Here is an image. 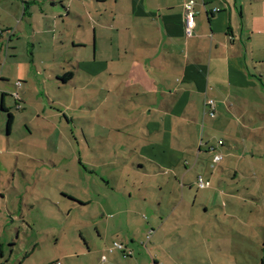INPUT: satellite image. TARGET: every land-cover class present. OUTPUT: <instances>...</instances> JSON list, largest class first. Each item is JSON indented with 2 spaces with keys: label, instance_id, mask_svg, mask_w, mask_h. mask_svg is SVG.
<instances>
[{
  "label": "crops",
  "instance_id": "crops-1",
  "mask_svg": "<svg viewBox=\"0 0 264 264\" xmlns=\"http://www.w3.org/2000/svg\"><path fill=\"white\" fill-rule=\"evenodd\" d=\"M189 2L194 3L195 23L191 37H186L184 7ZM46 62L55 64V69L46 71ZM262 63L264 0H0V143L3 144L0 193L7 189L9 193L13 190L18 194L12 202L0 198V223L5 222L0 229V264H39L29 262L45 243L35 230L38 218L59 220L62 211L71 214L74 209L93 202L85 192L81 196L61 192L63 195L58 197L56 187L48 188L50 170L56 168L50 161L54 154L49 145L58 123L57 105L69 120L66 119V130L60 129L61 140L75 142L78 149L86 153L85 159L82 152L78 156L84 173L88 172L84 161H88L90 167L99 164V167L113 169L116 175L128 172L124 165L132 166L135 173L151 178L148 183H131L140 199V205L133 211L140 214L149 207L152 222L155 214L159 217L170 214L176 218L181 205L188 201L186 205L191 211L201 198L200 195V198L190 197L192 187L198 191L210 189L211 182L208 189L197 187L199 177L206 181L198 171L192 182L190 180L202 154L200 142L210 120L219 128L221 136L217 144L223 142L220 147L208 146L210 151L215 147L218 152L226 146L224 154L232 157L233 146L227 141H234V149L238 150L240 140L245 151L242 157L248 153L254 158L264 157L261 145L253 144L250 150L245 147L249 138L264 139V75L257 70V65ZM65 65L70 69L66 70ZM59 76L62 79H58ZM16 83H20V87L17 88ZM35 84L42 85L43 102L39 99L41 92L38 94L31 88ZM49 90L62 92V102L58 100L60 97L52 99ZM12 93H17L18 100ZM208 100L214 102V117L209 115ZM92 110L96 114L93 115ZM8 115L12 116L9 130ZM20 125L25 134L18 143L20 146L12 150L11 137ZM33 141H38L39 145L35 146ZM89 142L103 145L91 148ZM104 144L112 148L109 156L104 154ZM36 147L42 150L40 160L33 150ZM89 152L100 156L89 160ZM192 158L195 162L190 167ZM20 159H24L23 165ZM29 162L40 163L36 173L44 172L43 180L33 184L22 182L30 173ZM68 171L65 180L71 182V165ZM7 179L10 180L6 183ZM112 180L117 189L120 185L117 176ZM151 181L160 185L159 191L166 193L157 204L145 192L156 186ZM68 185L72 187L71 183ZM29 194L31 198H27ZM99 199H96L99 214L102 212L104 216L108 210ZM203 199L199 205L207 213L205 202L211 200ZM226 199L222 216L239 221V237L248 239L249 231L256 232L257 238L260 233L264 236L262 191L256 189L246 197L239 196L238 191L229 192ZM177 203L179 207L175 210ZM109 211H113L112 208ZM179 214L177 221L182 219L184 223V210ZM187 216L192 220L190 212ZM14 223H17L15 241L23 243L21 260L14 259L12 254L7 256L14 243L13 236L4 228ZM220 225L224 227L225 236L226 232L232 235L229 222ZM216 230L213 228L215 234ZM59 233L55 230L47 234L59 240ZM160 233L158 229L151 235L148 244L159 234L160 240L154 248L163 253L167 236ZM178 234L186 236L185 232ZM193 234L201 240L199 232L193 231ZM98 237L101 243L98 242L94 250L86 246L87 252L81 251L86 264H113L107 263L109 257L115 260L114 264H149L142 261L144 252L139 249L108 240V233L98 232ZM114 243L121 244L124 250L110 252ZM131 244L133 246V242ZM210 244L205 249L210 259L215 252L214 255L220 256L217 259L214 256L213 260L231 264L226 243L222 251L213 250ZM196 246L193 243L191 252L199 260ZM120 254L126 261L120 259ZM97 257L99 261L93 263ZM73 258L72 254L62 253L46 264H69L67 260ZM150 261L167 264L166 261L159 263L158 257L153 256Z\"/></svg>",
  "mask_w": 264,
  "mask_h": 264
},
{
  "label": "rangeland",
  "instance_id": "rangeland-1",
  "mask_svg": "<svg viewBox=\"0 0 264 264\" xmlns=\"http://www.w3.org/2000/svg\"><path fill=\"white\" fill-rule=\"evenodd\" d=\"M5 50L6 46L3 47V51ZM2 54L4 55V53ZM28 59L30 60L29 57ZM44 68L46 71H51L52 69H55V64L46 62ZM65 69L69 70L70 68L65 65ZM257 70H259L264 75V63H262L261 65H257ZM58 71H60V69ZM59 74L62 76L61 72ZM61 76H59L58 79H62ZM31 88H34L38 92V94H40L41 92L39 99L41 102H43V98L45 96L42 94V85L35 84ZM63 91L68 93L67 90ZM49 93H51L52 99L54 97L56 99L60 97V99H58L60 101L61 98L62 100L64 99L62 92H52V90H49ZM12 96L16 100H18L17 93H12ZM56 99H54L53 101L56 102ZM35 101H37V98H35ZM6 102L9 105V100L7 98ZM57 107V113L59 114L58 123L56 129H54L53 131V133H55L53 135L54 139L51 140L49 145L50 151L54 154L52 155L50 161H53L56 165V168L51 169L50 171L57 172L55 174H52L50 172L51 175L49 176L51 177V181L48 188L56 187L58 190V197L63 195L61 192H66L67 194H72L74 196H81V194L85 192L88 193L90 197H92L93 202L88 206H81L79 209H74L71 214L62 211V215H59V220L53 219L50 221L38 218V226L35 227V230L39 231V235L42 237L41 239L45 243L43 244L41 249L38 250V252L30 258V263L37 262L39 264H46L49 261H53L57 257L61 256L62 253H66L74 255L73 259L67 260L69 261V264H86L87 262L85 261V259L81 258L80 256L81 251L87 252L86 246L94 250L95 246L98 244V242H100L98 232H100L101 234L108 233V240L110 241L116 240L119 243H122L124 247H134L139 249V251L144 252L142 261L149 264H153L150 261L151 256L158 257L159 263H161L162 261H166L167 264H219V260H217L216 262L215 260H213V258L215 256V258L217 259L220 255H214L216 254L214 252V254L212 255V259H210V256H208L206 253L207 245L210 242L212 249L215 251H217L218 248L221 251L224 250L225 245L223 244L226 243V254L230 257L231 264H262V262H264L263 234L260 233V238H257L256 235H254L256 234V232L249 231L248 233H246L248 234V239L241 238L239 237V235L241 234V232H239V221L230 220L222 216V214L224 213L222 211L225 210L224 204H226V198L229 192L238 191L239 196L242 195L243 197H246V195H251L253 194V192L255 193L256 189H258V192L262 191V193H264V173L259 174L255 171L258 170L260 172H264V170H262V168L264 167V157L254 158L250 153H248L246 157H242L245 152L242 148L243 142H241L240 140L237 142V144L239 145L237 150L234 149V141H227L230 147L233 146V156L228 158L224 154V151L227 150L226 146L223 147V149L220 148L218 153L222 154V160L218 164H214V153L210 151L209 147L216 146L217 141L218 139H220L221 135L219 132V128L216 127L210 120V123L207 125L206 131L203 135V141L200 142V146H202V154L199 160L196 162V165H194L195 167L190 174V180L192 182V180L196 176V172L198 171V173L206 180L205 182H207L208 184L209 182H211L210 189H208L209 185L207 188L208 190L205 191H198L197 188L192 187L190 191V197L194 199L197 198V196L199 197L200 195L201 198L199 197L200 199L197 201V204L191 211L189 210L188 205H186V203H189L188 201L185 202V205L183 204L180 207L178 205L179 202L177 203L174 208L176 210V208L179 207V212L184 210V223H182V219H178L177 221V218L179 217L178 215H180L179 212H176V218L171 217L170 214L167 216L165 215L164 217H159V215L155 214V219L152 222L149 220V207H145V210L143 208L144 211L140 214L136 211H133L137 209L138 205H140V199L138 193L134 192L131 187V183L136 184L142 181L148 183L150 182L151 178L147 176L144 177V175L139 173H135L132 170V166L130 167L128 165H124L128 172L123 175H116L113 174V169H110L108 167H99V164H95L98 167H90V165L87 166L88 161H84V164L86 165V169L88 171L84 173L82 171L81 165L78 163V156L82 152V150L78 149L75 142H72L69 138V143L61 140L60 129L62 131L66 130L67 115L63 109L59 108L58 105ZM91 113L94 115L96 114V111L92 110ZM32 115L33 114H31V116ZM24 134L25 130L23 129V127L21 125L18 126L15 133L11 137L12 150H15L16 146L17 148L18 146H20L18 145V143H20V140L23 138ZM33 143H35V146L39 145L38 141H33ZM256 143L261 145L264 149V139H262V141H259L257 139L249 138L248 142L245 143V147L247 148V150H250L253 144ZM102 145V143L97 144L96 142H89V146L91 148H97V146L101 147ZM107 146L110 145L104 144V147L106 148L104 154L109 156L110 152H112V148L110 147L108 149ZM2 148L3 144L0 143V150H2ZM33 150L37 151L36 159L40 160L42 151L41 147L33 148ZM81 154L85 159L86 153L83 151ZM88 155L90 156L88 158L89 160H91L92 158L97 160L100 156V154L96 152H89ZM194 162L195 159L192 158L190 160V167L192 164H194ZM23 163H25L24 159H20V164L23 165ZM29 163V167H31L30 173L26 177L27 180H22V182L24 184H33L34 181L43 180L46 177L45 173H36V168L40 166V163ZM70 165L72 166L73 172V179L71 180V182L70 180H65V177H67V175H69L70 173L68 171L70 169ZM77 173H80L78 174V179L76 178ZM262 174L263 178H261ZM116 176L119 180L117 184H120L117 189H115L116 184L112 180V177L116 178ZM129 176H131V180L129 179ZM20 178L22 177L20 176ZM9 180L10 179H7L6 183L9 182ZM151 182L156 186L153 185L154 189H150L145 192L148 194V197L152 199L153 203L157 204V200H160V197H162V195H166V193H163V191H159L158 188L161 189L159 184H157L156 182L153 183V181ZM70 183L72 184V187L68 185ZM41 184L47 186L43 181H41ZM29 188L32 190L31 186H29ZM245 188H247L248 191H245ZM1 191L2 190L0 189V192ZM130 195L131 198H129ZM1 197H5L9 202H12L13 200H15L14 198L18 197V194L13 190L9 193L6 189L3 191V193H0V198ZM170 197L174 198L173 196ZM187 197L188 195L186 196V198ZM27 198H31V195H27ZM98 198H100L99 200H102L103 206L108 210L106 212V215L104 216L101 215L102 212L99 214L100 207L96 200ZM203 198H209L211 200L210 202H205L207 208L209 209L207 213H205V211L199 205V203H203ZM62 207L65 208L64 206ZM110 207L113 211H109L111 209ZM228 207L229 206H227L226 209ZM126 210H130L132 212L127 213ZM237 211L240 213V215L242 214L240 212V208L238 207ZM189 212L193 215L191 216L192 220L189 219L190 216H187ZM66 214L68 215L66 216ZM108 216H111L112 218H109ZM226 222H229L230 226L233 229L232 235H229V232L225 233L226 236L224 235V233H222L224 227L220 224H225ZM8 223L10 225V222ZM3 224H5V222L0 223V229H2ZM16 224L17 223H14L11 227H8V229L4 228L8 235L13 236L12 241L14 243L13 248L10 250V253H7V256L9 254H12L14 259L21 260L24 255L23 248H21V245L23 243L22 241H15V239L17 238ZM213 228H216V231L218 233L215 234ZM158 229H160V234L167 236L166 246L163 247V253H160L159 249L154 248L156 246L155 244L160 240L159 234L156 235L148 244L149 239H151L150 236L157 232ZM55 230L60 232L59 234H61L59 240L49 237V235L47 234ZM193 231L199 232V237L201 238L200 241L199 239L197 240V237L194 236ZM227 231H229V229H227ZM179 232H185L186 236L180 237V235L178 234ZM210 235H212L213 237H211ZM132 242L133 246L131 244ZM193 243L194 246L197 245L194 249L199 256V260H197L194 257L196 255L191 252ZM229 246L230 248L228 251L227 248ZM236 249L238 250L236 251ZM149 254H151V256ZM120 259H122L121 254ZM60 260L62 261V263H65V260ZM98 261L99 258L97 257L93 260V263H96ZM108 261L109 262L107 263L114 264L115 260H113L112 257H109ZM122 261L126 260L122 259ZM130 264L132 263L130 262ZM221 264L228 263L227 261L223 260Z\"/></svg>",
  "mask_w": 264,
  "mask_h": 264
},
{
  "label": "built area",
  "instance_id": "built-area-1",
  "mask_svg": "<svg viewBox=\"0 0 264 264\" xmlns=\"http://www.w3.org/2000/svg\"><path fill=\"white\" fill-rule=\"evenodd\" d=\"M194 3L189 2L185 5L184 7V12H185V23H184V32L186 37H191L192 35V30L194 28V18H195V12L193 10ZM17 87H20V83H16ZM17 98V96H16ZM206 106L209 107V115L211 117H214V102L212 100L206 101ZM223 142L219 141L218 146H222ZM211 152L214 153L213 157V163L218 164L222 160V155L217 152V149L215 147L211 148ZM217 152V153H216ZM197 187L199 189H204L208 187V183L205 182L201 177L197 179ZM113 249H118V250H124L123 246L119 243H114L112 249H110V252ZM102 261H105V257H102Z\"/></svg>",
  "mask_w": 264,
  "mask_h": 264
},
{
  "label": "trees",
  "instance_id": "trees-1",
  "mask_svg": "<svg viewBox=\"0 0 264 264\" xmlns=\"http://www.w3.org/2000/svg\"><path fill=\"white\" fill-rule=\"evenodd\" d=\"M11 124H12V116H11V115H8V120H7V130L10 129Z\"/></svg>",
  "mask_w": 264,
  "mask_h": 264
}]
</instances>
